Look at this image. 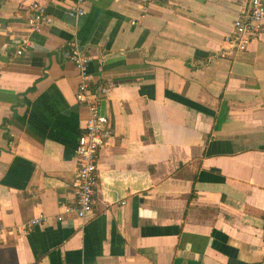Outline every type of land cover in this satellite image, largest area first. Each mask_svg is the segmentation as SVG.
<instances>
[{"label": "crops", "instance_id": "1", "mask_svg": "<svg viewBox=\"0 0 264 264\" xmlns=\"http://www.w3.org/2000/svg\"><path fill=\"white\" fill-rule=\"evenodd\" d=\"M31 1L0 0V264H264V26L226 40L246 0H36L30 33ZM71 40L113 133L92 209L56 221L87 116Z\"/></svg>", "mask_w": 264, "mask_h": 264}, {"label": "built area", "instance_id": "2", "mask_svg": "<svg viewBox=\"0 0 264 264\" xmlns=\"http://www.w3.org/2000/svg\"><path fill=\"white\" fill-rule=\"evenodd\" d=\"M84 0H75L66 13L70 17H80L85 14ZM158 1V0H155ZM53 18L47 13L45 6L36 0L28 4V15L25 19L26 28L31 32H38L44 24H50ZM264 26V0H246V5L239 10L232 22V27L226 40L235 51H243ZM31 47V40L27 35L17 41L15 54L21 55ZM63 57L73 63L77 69L79 82L75 89L76 100L86 109L87 116L80 131L75 147L76 173L72 180L74 200L63 207L54 216L56 221H62L65 215L83 218L92 209L93 194L97 185V161L100 149L112 136L113 129L108 116L100 110V101L112 87V83L97 84L93 81V74L88 70L89 54L80 48L76 40H71L63 52ZM101 62V59H99ZM48 217L39 214L28 221V225H36L47 221ZM3 228L0 225V235Z\"/></svg>", "mask_w": 264, "mask_h": 264}]
</instances>
